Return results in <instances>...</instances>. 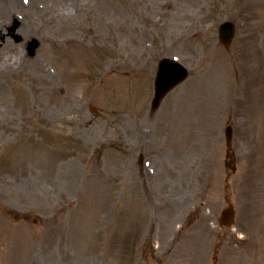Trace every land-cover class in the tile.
Instances as JSON below:
<instances>
[{
	"label": "rangeland",
	"instance_id": "1",
	"mask_svg": "<svg viewBox=\"0 0 264 264\" xmlns=\"http://www.w3.org/2000/svg\"><path fill=\"white\" fill-rule=\"evenodd\" d=\"M2 45L0 264H264V0H0Z\"/></svg>",
	"mask_w": 264,
	"mask_h": 264
},
{
	"label": "water",
	"instance_id": "2",
	"mask_svg": "<svg viewBox=\"0 0 264 264\" xmlns=\"http://www.w3.org/2000/svg\"><path fill=\"white\" fill-rule=\"evenodd\" d=\"M15 30V27L12 31ZM234 35V28L230 23H225L221 26V36L226 44H229ZM37 42H32L30 44L29 53L34 56L35 51L38 47ZM162 65H165L163 67ZM187 73L180 66L173 64L172 62H167L160 65V70L158 73V79L156 82V103L158 104L162 97H164L171 89H173L177 84L182 82ZM230 224V222L228 223Z\"/></svg>",
	"mask_w": 264,
	"mask_h": 264
},
{
	"label": "bare ground",
	"instance_id": "3",
	"mask_svg": "<svg viewBox=\"0 0 264 264\" xmlns=\"http://www.w3.org/2000/svg\"><path fill=\"white\" fill-rule=\"evenodd\" d=\"M71 6L72 5H68L64 3V1H61L59 4L55 6V8L58 10L57 11L58 13L64 14L70 10ZM27 38H29V36H27ZM3 45L2 47H0V75H5L9 72H13L14 71L13 68L23 67V65L25 64V59L19 53H14L13 55H7L9 53L7 52L6 46ZM3 50H6L5 53L7 52V54H5Z\"/></svg>",
	"mask_w": 264,
	"mask_h": 264
}]
</instances>
